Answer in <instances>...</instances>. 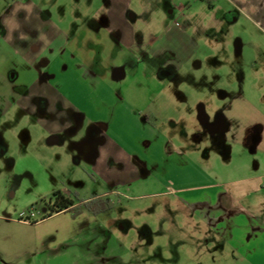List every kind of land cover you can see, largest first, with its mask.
I'll list each match as a JSON object with an SVG mask.
<instances>
[{
	"label": "crops",
	"instance_id": "1",
	"mask_svg": "<svg viewBox=\"0 0 264 264\" xmlns=\"http://www.w3.org/2000/svg\"><path fill=\"white\" fill-rule=\"evenodd\" d=\"M117 1L88 9L75 4L69 9L71 18L64 16L62 21L33 8L25 24L13 30H8L5 21L0 32V116L39 101L47 113L49 143L67 146L82 141L71 155L91 182L104 186L84 199L110 198L118 189L141 188L152 180L174 192L192 215L204 220L251 264H264V191L257 183L264 181L261 162L226 168L216 178L201 164H208L209 153L202 154L195 147L182 150L159 125L175 121L171 111L182 97L179 86L164 82L171 75L168 69L179 71L199 58L204 39L196 40L184 28L171 26L151 41L150 48L136 53L128 8ZM240 1V10L248 15L264 6V0ZM251 22L264 28V18H251ZM199 91L187 118L205 124L210 120L208 108L221 99L216 98L213 83ZM218 91L221 94L224 89ZM260 91L254 101L240 91L230 94L215 117L216 124L209 126L210 133L218 132L251 154L264 156V96ZM196 136L201 139L202 134ZM72 181L71 189L61 191L70 198L78 194ZM68 213L72 231L96 220V215L73 216L64 209L19 221L37 231L36 238L24 246H45L58 229L43 225L54 224ZM117 229L123 233L124 224ZM0 230L6 233L8 229ZM98 231L101 236L114 233L102 222ZM115 249L106 245L101 251L111 257Z\"/></svg>",
	"mask_w": 264,
	"mask_h": 264
},
{
	"label": "rangeland",
	"instance_id": "2",
	"mask_svg": "<svg viewBox=\"0 0 264 264\" xmlns=\"http://www.w3.org/2000/svg\"><path fill=\"white\" fill-rule=\"evenodd\" d=\"M109 1L0 0V32L5 21L10 25L8 30L24 25L33 8L62 21L64 16L69 19V9L75 4L88 9L100 4L105 7ZM117 2L128 8L136 53L150 48L151 41L171 26L184 28L196 40L205 41L199 58L179 71L169 68L171 75L164 78V82L179 86L182 95L171 111L175 121L159 124L173 135V142L182 150L195 147L202 154L209 153L208 164L200 163L216 178L226 168L255 166L256 162L264 166L261 153L251 154L208 129L211 123L216 124L215 117L230 94L240 91L254 101L262 87L260 93L264 96V28L251 22V18H264V6L257 14L248 15L240 10V0ZM207 83H213L216 98L222 101L208 108L209 122H188V108ZM219 89L224 92L220 94ZM46 122V109L39 101L0 116V229H8L6 233L0 230V264H251L204 220L192 215L174 192L152 180L141 188L118 189L110 196L112 206L90 213L96 215V220L83 223L81 230L72 231L69 213L60 215L54 224H42L58 230L45 240V246L25 247L26 242L36 238L37 231L19 221L47 214L49 198L55 191L71 189L72 179L79 198L104 189L80 171L71 155L82 141L67 146L63 142L50 144ZM257 183L264 191V181ZM100 222L114 231L113 236L99 234ZM121 223L125 226L123 233L117 229ZM106 245L108 249L115 246V255L106 257L108 253L101 251Z\"/></svg>",
	"mask_w": 264,
	"mask_h": 264
},
{
	"label": "trees",
	"instance_id": "3",
	"mask_svg": "<svg viewBox=\"0 0 264 264\" xmlns=\"http://www.w3.org/2000/svg\"><path fill=\"white\" fill-rule=\"evenodd\" d=\"M75 200L64 195L61 191H55L48 201V213L44 216H50L53 213L69 209L73 216L82 212L99 213L112 206V201L106 196H92L89 198H79L73 193Z\"/></svg>",
	"mask_w": 264,
	"mask_h": 264
},
{
	"label": "built area",
	"instance_id": "4",
	"mask_svg": "<svg viewBox=\"0 0 264 264\" xmlns=\"http://www.w3.org/2000/svg\"><path fill=\"white\" fill-rule=\"evenodd\" d=\"M32 216H33V214H32Z\"/></svg>",
	"mask_w": 264,
	"mask_h": 264
}]
</instances>
